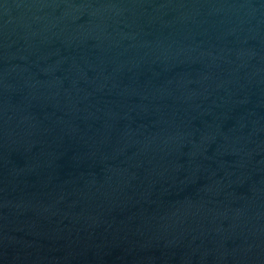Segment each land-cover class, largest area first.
Instances as JSON below:
<instances>
[{"label": "water", "instance_id": "water-1", "mask_svg": "<svg viewBox=\"0 0 264 264\" xmlns=\"http://www.w3.org/2000/svg\"><path fill=\"white\" fill-rule=\"evenodd\" d=\"M0 264H264V0H0Z\"/></svg>", "mask_w": 264, "mask_h": 264}]
</instances>
